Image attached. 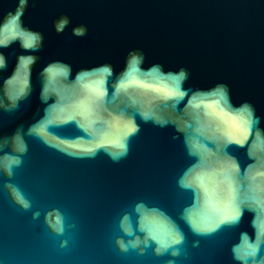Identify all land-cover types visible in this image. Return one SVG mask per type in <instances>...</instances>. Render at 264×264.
<instances>
[{
	"label": "water",
	"instance_id": "water-1",
	"mask_svg": "<svg viewBox=\"0 0 264 264\" xmlns=\"http://www.w3.org/2000/svg\"><path fill=\"white\" fill-rule=\"evenodd\" d=\"M18 0H0V19L14 11ZM61 15L72 24L57 35L53 22ZM26 27L44 36L40 61L33 70L36 91L30 106L15 115L0 113L3 133L20 123L27 126L43 105L38 99V72L62 60L75 70L110 63L119 72L130 50H142L146 65L161 63L166 70L186 68L185 87L210 88L228 84L235 104L252 103L264 127V0H29L23 17ZM85 25L88 34L72 36L71 28ZM9 75L18 45L2 50ZM65 136L76 134L63 128ZM174 129L141 123L129 155L114 163L105 154L95 159H72L30 141V151L15 182L32 199V211L15 206L0 176V264H166L151 250L144 257L121 256L114 249L115 222L129 204L145 200L165 208L173 217L189 200L176 179L187 166L181 140ZM245 159L243 150L236 153ZM60 208L75 223L70 251L59 249L44 224L43 210ZM42 210L39 220L32 212ZM246 214L241 229L251 232ZM187 237V258L177 264H234L230 252L233 230L197 237L181 223ZM199 240V246L192 243Z\"/></svg>",
	"mask_w": 264,
	"mask_h": 264
},
{
	"label": "clouds",
	"instance_id": "clouds-1",
	"mask_svg": "<svg viewBox=\"0 0 264 264\" xmlns=\"http://www.w3.org/2000/svg\"><path fill=\"white\" fill-rule=\"evenodd\" d=\"M29 0H18L14 11L0 19V74L8 73L6 50L18 45L9 75H0V113L8 116L27 109L36 91L33 70L40 61L44 36L25 26ZM72 24L61 15L53 22L57 35ZM83 38L87 26L71 28ZM142 50H130L117 72L110 63L75 70L54 60L38 72V99L43 105L33 121L20 123L11 134L0 131V176L11 202L24 212L34 204L15 182L30 151V141L72 159H95L105 154L114 163L125 159L141 123L160 129L172 128L173 140H181L187 166L176 179L179 190L190 194L177 217L154 203L139 200L121 211L112 235L121 256L144 257L149 250L166 264L187 258V237L181 223L197 237H211L233 230L230 252L234 264H264V127L255 106L233 102L228 84L210 88L185 87L190 72L180 67L166 70L161 63L145 67ZM4 127L0 124V130ZM76 134L65 136L63 128ZM243 150L245 159L236 154ZM246 214L248 230L241 229ZM42 210L32 212L39 220ZM48 233L59 239V249L70 251L77 225L60 208L43 210ZM199 240L192 243L198 247Z\"/></svg>",
	"mask_w": 264,
	"mask_h": 264
}]
</instances>
